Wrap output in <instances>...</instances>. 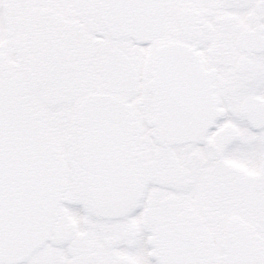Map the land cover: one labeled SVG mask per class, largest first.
I'll return each instance as SVG.
<instances>
[{"label":"snow or ice","instance_id":"6c2138e0","mask_svg":"<svg viewBox=\"0 0 264 264\" xmlns=\"http://www.w3.org/2000/svg\"><path fill=\"white\" fill-rule=\"evenodd\" d=\"M0 264H264V0H0Z\"/></svg>","mask_w":264,"mask_h":264}]
</instances>
